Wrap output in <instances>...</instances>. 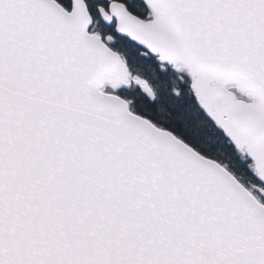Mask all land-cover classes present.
Here are the masks:
<instances>
[{
  "label": "snow or ice",
  "instance_id": "snow-or-ice-1",
  "mask_svg": "<svg viewBox=\"0 0 264 264\" xmlns=\"http://www.w3.org/2000/svg\"><path fill=\"white\" fill-rule=\"evenodd\" d=\"M0 264H264V0H0Z\"/></svg>",
  "mask_w": 264,
  "mask_h": 264
}]
</instances>
